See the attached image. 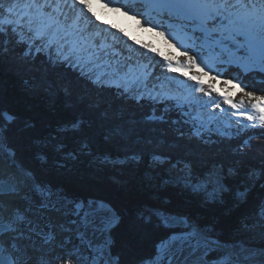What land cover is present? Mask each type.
Returning <instances> with one entry per match:
<instances>
[{
  "label": "trees",
  "instance_id": "1",
  "mask_svg": "<svg viewBox=\"0 0 264 264\" xmlns=\"http://www.w3.org/2000/svg\"><path fill=\"white\" fill-rule=\"evenodd\" d=\"M8 63L0 59V152L34 176L36 190H56L86 211L90 202L111 208L123 224L117 222L120 230L112 235V247L120 251L114 253L116 264L130 258L134 264L163 240L147 243V233L138 238L141 226L135 222L148 227L147 216L165 238L173 229L157 214L180 215L221 243L227 242L225 227L233 237L253 225L250 203L260 213L264 202L263 137L248 149L236 139L220 138L222 144L212 146L199 140L204 137L186 140L171 123H151L152 113L122 105L116 92L92 96L94 90L86 92L70 75L61 83L51 73L43 77L33 68L29 75ZM217 70L231 82H247L250 96L264 97L261 73ZM234 142L239 150L231 148Z\"/></svg>",
  "mask_w": 264,
  "mask_h": 264
},
{
  "label": "rangeland",
  "instance_id": "2",
  "mask_svg": "<svg viewBox=\"0 0 264 264\" xmlns=\"http://www.w3.org/2000/svg\"><path fill=\"white\" fill-rule=\"evenodd\" d=\"M93 2H96L97 0H91ZM101 1L102 7H105L103 10L106 12L107 8L109 7L112 12L120 16V18H115L116 22H119L121 24H124L127 26V28H130L132 24H136L137 27H139V31L136 32H141L144 35L146 34L148 38V46L153 47L155 38H156V29L157 26L155 27V22L154 18L150 20V22H143V20H148V18L143 17V15L139 14L140 17L138 16L137 12L139 10L135 9V4L130 5L127 3L125 0H99ZM134 1V0H131ZM140 2H143L139 0ZM147 6V4H145ZM148 7V6H147ZM146 8V7H145ZM149 8V16L152 17V15H155L157 11L159 10H154L156 12H153L150 7ZM170 10L167 12L169 13ZM111 17V15H110ZM173 18L175 21L179 22H188L185 19H181L176 15L170 16ZM135 20V21H134ZM156 20V18H155ZM108 21V17L103 18V23H106ZM134 21V22H133ZM152 21V22H151ZM165 19L162 20L160 26L164 27L166 26L164 24ZM152 23V24H151ZM171 30H173L174 27H170ZM127 31H130L129 29H126ZM161 30V29H160ZM163 29L161 32L158 34L159 37L162 39L164 38L163 34ZM172 38H175L173 36ZM176 39V44H178L177 47L174 48H169L168 50H173L175 51V60L176 61H183V62H190L194 64V70L191 71L189 69H181V71L186 70L187 72L193 74L195 77H198L200 75L205 74L204 68L201 67V62H203L202 57H198L197 51L191 50V49H186L184 51H178L180 49V42L178 38ZM248 59V58H247ZM238 60L237 58H234V62L241 63V61H236ZM264 65V59L257 58L254 61V64ZM235 64V63H233ZM249 66V65H247ZM250 68V66H249ZM220 80L224 83H230L224 79V76H219ZM240 83L242 87L246 91L249 92L250 86L247 82L243 83L241 81ZM247 83V84H246ZM223 85V84H222ZM247 85V88L245 87ZM224 86V85H223ZM234 85L230 84L229 87H232ZM249 88V90H248ZM190 90V89H189ZM188 90V91H189ZM239 90V88H238ZM250 96V94L248 93ZM245 98H248L246 95L244 96ZM252 97V96H250ZM251 99V98H249ZM252 100V99H251ZM211 105H216L217 104V97L213 96V100L210 101ZM224 105H226L225 102H222ZM206 107L205 111L209 110H218V106L212 107V106ZM211 108V109H208ZM235 144L232 145L233 149H238V144L237 142H234ZM217 145H221L222 143L220 140H217L215 142ZM240 149H242L240 147ZM3 158L6 160V158L3 156ZM8 160L5 162L7 163ZM21 174L25 179L22 178V186L23 189L27 194L17 202L16 206L17 209L13 211V216H7L8 222H13L16 224L20 223V229L21 231L18 237L13 238L8 241L9 248L11 249L12 253L15 255L16 262L18 264H38V260L35 257V252H37L40 248V246H46L48 249H53L54 252L53 254L51 253H45V255L49 256H54L55 258V263L56 264H63L64 259H66L67 264H97L96 260V255L98 251V246L99 245H104L106 248V253H109L107 246L109 244V235H113L114 232L119 231L121 225L120 219H116V216L113 215V213L105 208L104 206H99L95 203L90 202V205L88 206L89 210H85V206L81 209L80 212L77 210V204L74 202L66 201L65 197L63 198L60 194L55 193V192H48L47 194H44L43 191L39 188V192H36L33 187V178L27 174L26 172H18ZM56 176V174H53ZM29 182V184H26ZM188 194H191L192 192L190 189H187ZM252 209L256 210V202L252 201L249 206ZM253 210L252 212L254 213L252 220L253 225L249 226L247 228H243L242 231H240V235L237 233L233 234V237L230 235L226 234V227L224 230V233L222 237L227 239V243H231L232 246L235 247L236 251H239L240 246H244L248 252L255 251L256 254H259L261 250L264 249V225L260 224L262 220H264V202L263 206L260 207V210L258 212H255ZM77 211V212H76ZM67 212V213H66ZM48 213H61V218L62 220H65V224L67 223L68 226H71L74 228L73 231H70L73 237L67 239L65 245L62 246V252L64 257L58 258V253H57V248L55 244V240L57 238L56 232V227H52V221L55 223L53 218L48 215ZM159 217L162 221L165 219H171L173 217L167 216V215H156ZM118 217V216H117ZM179 218H183L180 215H178ZM28 218V219H27ZM151 216L146 217L147 221V226L144 227V225H141L138 222H135V225L137 226V229L140 227V230L138 229V238H143V234H150L152 235V238H143L147 243H153V240L155 237H160V239H166L163 232L161 231H155L154 225H151L150 222ZM63 222V221H62ZM117 222L119 225L117 227ZM121 222H124L122 220ZM171 222V221H170ZM175 222V221H174ZM40 224V225H39ZM171 224V223H170ZM43 229H40L42 228ZM19 228V226H18ZM38 228V229H37ZM173 229L172 231H179L180 229L169 227ZM54 229V230H53ZM154 229V231H153ZM176 229V230H175ZM77 230V231H76ZM54 231V232H53ZM144 231V232H142ZM110 233V234H109ZM27 234V235H26ZM208 237H211V235H208ZM236 237H239L238 239ZM214 238H217L216 236ZM124 239V238H123ZM218 239V238H217ZM240 240V242L235 243L236 240ZM126 242V241H125ZM233 242V243H232ZM73 244V246H72ZM127 245V244H126ZM157 245V244H156ZM29 246V247H28ZM113 246V245H112ZM128 246V245H127ZM127 246H124L122 250V255H124V260H125V253H127ZM115 247V246H114ZM42 248V247H41ZM116 248V247H115ZM151 247L147 248V251ZM69 250V251H68ZM131 251V250H130ZM146 251V254L148 252ZM203 251H208L209 255L204 258H200L202 256ZM120 251L114 250L112 247V250L110 252V255L108 256L109 259V264H116V261H114L111 256L115 258L114 253H119ZM124 253V254H123ZM227 252L218 248L214 247L209 244L207 249H202L201 252H197L195 256L189 257L188 259V264H224V261L220 259V257ZM160 254V251L158 249V245L153 248V250L150 251L149 255L141 254V256L138 258L137 261L134 262V264H158L156 257H158ZM246 252H241V258L243 259L244 255H246ZM61 256V255H60ZM139 254H136L135 256L132 257H138ZM47 258V257H46ZM150 258V259H149ZM254 258V257H253ZM131 259V258H130ZM130 259L127 260V264H129ZM235 261H230L229 264H233ZM40 264V263H39ZM132 264V263H130ZM163 264V261H162ZM173 264H181V261L179 259H174ZM252 264H264V259L259 260L255 263Z\"/></svg>",
  "mask_w": 264,
  "mask_h": 264
},
{
  "label": "snow or ice",
  "instance_id": "3",
  "mask_svg": "<svg viewBox=\"0 0 264 264\" xmlns=\"http://www.w3.org/2000/svg\"><path fill=\"white\" fill-rule=\"evenodd\" d=\"M63 2L64 0H12L13 7L9 11H12L19 20H26L30 25H35V31L39 34L43 32L52 17V12L49 10L59 9ZM143 2L153 6H182L171 9L168 15H176L187 20L198 38L210 42H218L221 38L219 34H223L228 39L247 37L251 42L254 38L253 26L257 22L264 24V0H143ZM3 6V0H0V7ZM4 23H11V20L0 17V24ZM261 44L260 55L261 59H264V41ZM236 51L238 52L239 49ZM255 70L264 71V69ZM245 87L247 88V85ZM172 220L175 222L170 224L165 219L162 223L166 227L182 230L173 231L166 239L160 241L158 245L160 255L155 258L158 264L160 261H163V264H173L174 259H179L181 264H188L189 257L195 256L202 249H207L209 243H219L203 235L196 227L190 226L186 218L173 217ZM241 252L247 253L243 259L250 262L256 255L255 251L248 252L241 245L238 252L229 251L220 259L224 264H229L230 261L237 260ZM261 254L264 255V250H261ZM109 255L105 246L99 245L96 255L97 264H109ZM208 255V251H203L200 258Z\"/></svg>",
  "mask_w": 264,
  "mask_h": 264
},
{
  "label": "bare ground",
  "instance_id": "4",
  "mask_svg": "<svg viewBox=\"0 0 264 264\" xmlns=\"http://www.w3.org/2000/svg\"><path fill=\"white\" fill-rule=\"evenodd\" d=\"M110 41L113 42V37H110ZM107 43L108 42L103 41L102 50H105V48L108 46V47H110V50H108V52H109V51H111L113 49H112L111 45H107ZM113 57H114V59L111 60V61L119 64L120 62L117 61V58L115 56H113ZM108 59H109L108 55L105 58H101L100 56L98 57L99 62H102L103 66H107L108 65V63H109ZM95 69H98V68L95 67ZM112 69H113L112 71L115 72V66L112 67ZM103 72H105V69H103ZM152 73H153L152 69H148V70L145 71V74H144V75H149L148 80H149V82L152 85H157L160 81L163 80L162 77H159L156 80V77L158 76L159 72L156 74V77ZM118 76L130 77V72L125 66L120 65V72H119ZM118 76H114V77H118ZM122 81H124V80H122ZM20 171L25 172L24 170H20ZM9 178H12L14 180L13 183L16 185L17 192L15 194H12V195H0V221H6L7 220V216H10V217L13 216V211H15L17 209V206H16L17 202L20 201L25 195V191H24L23 186H22L23 184L21 182L22 178L25 179V177H23L17 171L12 169V167L8 166L6 163L0 162V180L1 179L10 180ZM26 184H29V182H27ZM48 215H50V217L53 218V220L55 221V226H53V227H56V230H57V226L59 227V233H58V236L56 238V242L58 243V245H56V248L58 250L57 251L58 258L60 259L61 257L62 258L64 257V255H62L63 254L62 246L65 245V241L67 239H69V238L74 236V235H72V233H70V231H73L74 228H72L71 226H68L67 223L66 224L64 223L66 219H64V220L60 219L61 218V216H60L61 213H56V214L55 213H48ZM6 222H8V221H6ZM8 223H10V222H8ZM10 224L12 225L13 223L11 222ZM51 224H54V222L52 221ZM15 226L16 225H14V224L12 225L13 231H11V232L13 234L10 236V238H12V239H13V237L14 238L18 237V235L20 234L19 231H21V230H19L20 228H16ZM40 229H43V227L40 228ZM56 235H57V233H56ZM8 237H9V234L6 236V240H8ZM56 242H55V244H56ZM62 242H64V243H62ZM48 252L53 254L54 250L53 249H48L46 246H43V245L40 246L39 250L37 252H35V257L39 261L38 264L39 263L40 264H46V263H48V264H56L54 262L55 258H54L53 255L52 256H49V255L46 256L45 255V253H48ZM63 264H67L66 259H64V263ZM161 264H162V261H161Z\"/></svg>",
  "mask_w": 264,
  "mask_h": 264
},
{
  "label": "water",
  "instance_id": "5",
  "mask_svg": "<svg viewBox=\"0 0 264 264\" xmlns=\"http://www.w3.org/2000/svg\"><path fill=\"white\" fill-rule=\"evenodd\" d=\"M15 193H16V186L13 182H10L8 180H3V179L0 180V195H12ZM83 207H84L83 205L77 206L78 212H80ZM109 210L112 213H114V211L111 208ZM167 220L169 222L171 221L170 223H174V221L172 219H167ZM12 225L6 221H0V264H18L16 262L15 255L12 253L11 249L9 248V244L6 240V236L11 231H13ZM17 228H18V226H17ZM209 244L214 246V247L225 249L227 252L233 251L230 248L222 247L218 244H212V243H209ZM112 245H113V238H112V235L110 234L109 235V244L107 246L109 253L112 250ZM111 258L115 261L113 256H111ZM263 258H264V255L260 254L257 257H255L254 259H252V261L250 262V261L242 260L241 257L239 256L236 264H252V263H255L258 260L263 259ZM159 264H161V261L159 262Z\"/></svg>",
  "mask_w": 264,
  "mask_h": 264
},
{
  "label": "flooded vegetation",
  "instance_id": "6",
  "mask_svg": "<svg viewBox=\"0 0 264 264\" xmlns=\"http://www.w3.org/2000/svg\"><path fill=\"white\" fill-rule=\"evenodd\" d=\"M56 233H57V231H55ZM13 233L12 232H10L9 233V237H8V240H7V242L9 241V240H11L12 238H10V236L12 235ZM14 238V237H13ZM55 242H56V240H55ZM67 241H65V243H66ZM62 243H64V242H62ZM56 245H58V243L56 242ZM72 246H73V244H72Z\"/></svg>",
  "mask_w": 264,
  "mask_h": 264
}]
</instances>
